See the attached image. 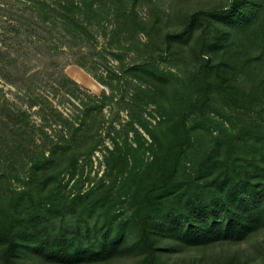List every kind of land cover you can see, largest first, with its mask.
Instances as JSON below:
<instances>
[{
    "label": "trees",
    "instance_id": "obj_1",
    "mask_svg": "<svg viewBox=\"0 0 264 264\" xmlns=\"http://www.w3.org/2000/svg\"><path fill=\"white\" fill-rule=\"evenodd\" d=\"M131 1L142 2H11L14 9L23 3L28 8H24L21 14L14 9H4V23L8 27L3 36L0 35V69L4 66L9 70L6 72L13 70L11 66H17L28 54L25 47L37 49L43 45L49 51L58 52L63 43L71 51L77 49L74 53L82 62L76 63L87 67L92 56L82 55L81 51L85 44L93 49L90 44L94 40L98 4L105 6L109 2L121 7L120 19V12L116 13L114 33L125 42L133 45L131 35L143 34L149 40L147 45L151 44L155 49L162 45L167 55L176 52L177 46L187 52L193 62L189 79L194 92L185 93L169 76L161 77L155 57L130 67L125 66L123 59L117 58L120 61L117 76L121 73V77L118 76L117 83H107L113 91L112 98L119 95L120 107L131 116L124 130L138 125L153 141L155 161L148 166L156 163L161 166V195L156 199L152 194L147 197L144 214L131 223L129 230L115 224V220L109 217L110 208L102 209L104 219L99 220L93 203V210L81 213L76 204L62 198L59 203L46 207L36 198L47 197L57 183V176L75 161L73 153L78 147L76 139L81 131L87 132L90 144L95 143V131L102 123L103 106H97L99 111L95 116L100 119L96 117L89 122H86L87 118L80 119V127H73L65 121L64 127L70 129L68 138L49 143V157L43 155L37 160H31L34 149L30 140L21 134L23 126L20 123L12 126L11 116H1L0 264H109L130 257L139 259L138 264H166L164 255L218 244H239L264 230V149L259 157L242 162L241 159L226 160L221 156L222 147L217 145V149L209 151L200 162L194 164L189 160V165L183 168L185 177L183 173L179 174V165L183 161L179 139H174V132H170L176 123L185 122L190 111L214 103L220 96L232 97L247 105H264V0H231L229 5L216 7L215 14L210 15L213 18L208 25L212 27L210 33L202 29L200 10L184 15L179 27L170 31L161 29V17L142 19L136 10L138 5L130 4ZM85 7L87 11L83 15ZM54 38L59 40L60 46L59 42L49 46ZM18 40L21 45L17 53H12L11 41ZM49 60L56 66V61ZM29 71H22V80L17 84L33 80L40 73L30 74ZM123 74L129 78L125 79ZM179 77L185 78V75ZM241 77L250 87L241 85ZM122 78L126 80L125 84ZM145 90L152 96L164 98L161 104L154 100L161 109V121L155 126L157 132L145 123L144 107L153 103L151 99L141 98L142 93L147 92ZM185 94L190 109L185 108L183 114L177 115L178 103L183 105ZM176 116L181 117L176 119ZM45 128L42 127L44 131ZM160 128L161 137L158 136L161 140L157 136ZM30 162L33 164L25 174L24 191L15 192L12 188L15 172L26 171ZM12 194L17 196L16 202L10 201ZM234 260H227L225 264H233Z\"/></svg>",
    "mask_w": 264,
    "mask_h": 264
},
{
    "label": "rangeland",
    "instance_id": "obj_2",
    "mask_svg": "<svg viewBox=\"0 0 264 264\" xmlns=\"http://www.w3.org/2000/svg\"><path fill=\"white\" fill-rule=\"evenodd\" d=\"M230 1L142 0L136 3L131 1L130 4L138 5L136 10L145 21L161 17V29L170 31H175L179 27V21L183 20L184 15L200 10L202 29L210 33L212 27L208 25L213 20L210 15L215 14L216 7L229 5ZM11 2L15 0H0V35L2 36L5 28L8 27V24L4 23V9L11 11L15 7ZM24 8H28V5L23 3L14 10L21 14ZM98 8V18L93 29L94 40L90 44L93 49H89V45L85 44L81 51L82 55L92 56V62L87 63V67H81L76 63L82 62L74 53L77 49L71 51L64 43L60 46L59 40L55 38L49 46L59 42L60 51H49L43 45L37 49L25 47L24 51L28 54L18 62L17 66L14 64L13 67L11 66L13 70L6 72L9 70L4 66L1 67L0 117L11 116L12 126L16 123L23 126L21 134L25 136L24 139L30 140L34 149L30 159L37 160L43 155L49 157L50 152L47 148L49 143L68 138L70 129L64 127L65 121L73 127H80V119L87 118L86 122L96 117L100 119L99 116H95L99 111L97 106H103L102 123L99 130L95 131V143L90 144L87 132L81 131L76 139L78 147L73 153L75 161L57 176V183L50 189L47 197L39 196L36 200L48 207L54 202L59 203L62 198L66 202L76 204L79 213L93 210L94 206H91L93 203L96 204V213L101 221L104 219L102 209L110 208L109 217L115 220V224L129 230L131 223L136 222L138 217L144 214L147 197L152 194L156 199L161 195V166L158 163L148 166L155 161V147L152 146L153 141L145 130L138 125L135 128L128 127V131L124 130L131 121V116L126 109L120 107L119 95L112 98L113 91L107 83L113 81L117 83L118 76L121 77V73L117 76L116 69L120 62L117 58L123 59L125 66L130 67L134 63L155 57L161 77L169 76L173 82L179 83L185 93H190L195 89L189 79L193 62L191 56L178 46L176 52L167 55L164 53V46L155 49L153 45H147L149 40L143 34L131 35L133 45H130L123 40L124 38L114 33L116 13L121 11V7L112 6L109 2L105 6L98 4ZM86 11L85 7L83 15H86ZM120 14L121 12L118 14L119 19ZM213 35L211 33V36ZM61 39L64 41L63 38ZM11 43H13L12 53H17L21 45L19 40ZM49 59L56 61V66ZM48 62H50L49 66ZM27 69L30 70V74L40 73L33 80H23L21 86L17 83L22 80L20 78ZM176 74L181 77L185 75V78L181 80L179 76L175 77ZM122 76L125 79L129 78L125 74ZM125 79L122 78L124 84ZM240 83L246 88L250 87L244 77L240 78ZM141 98L153 101L152 104L144 107L145 123L147 122L149 128L157 132L155 126L161 121V109L154 104V100L161 104L164 98L152 96L148 91L142 93ZM184 101L183 105L178 103L177 115L183 114L185 108L189 111L190 102L186 94ZM200 107L194 112L190 111V114L186 113L188 117L184 119L185 122H178L170 129V132H174V139L175 137L179 139L177 142L183 152L179 174L183 173L186 177L183 168L189 165L188 161L191 160L194 164L200 162L209 151L217 149V145L222 147L221 156L226 160L241 159L243 162L260 156L264 149V105H247L238 99L220 96L214 103ZM86 110L92 113L88 114ZM3 113L6 115H2ZM86 114L88 117L85 116ZM177 117L181 116H176V119ZM181 119L183 121V118ZM43 126L46 127V131L42 129ZM158 132L157 136L161 137V128ZM32 164L29 163L26 171L15 172L12 180V188L15 192L24 191L25 174ZM198 167L199 165L196 168ZM10 201L16 202L17 196L12 194ZM163 257L166 264H225L227 260L234 258L233 264H264V230L251 235L239 244H218L201 249H188ZM138 262L139 259L130 257L109 264H138Z\"/></svg>",
    "mask_w": 264,
    "mask_h": 264
}]
</instances>
